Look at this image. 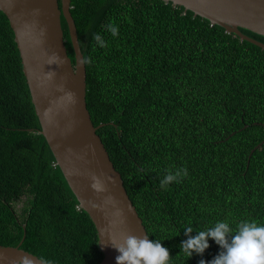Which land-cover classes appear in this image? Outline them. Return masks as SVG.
<instances>
[{
  "label": "trees",
  "instance_id": "16d2710c",
  "mask_svg": "<svg viewBox=\"0 0 264 264\" xmlns=\"http://www.w3.org/2000/svg\"><path fill=\"white\" fill-rule=\"evenodd\" d=\"M70 13L81 54L92 60L84 64L91 121L104 124L96 133L170 264L210 262L222 251L209 239L203 255L177 256L189 223L192 236L218 221L233 232L244 220L264 225V143L249 157L264 140V50L161 0H71ZM61 27L74 64L63 17ZM39 132L0 11V246L23 239L20 249L53 264H99L96 229ZM183 167L181 182L160 187L168 170Z\"/></svg>",
  "mask_w": 264,
  "mask_h": 264
},
{
  "label": "water",
  "instance_id": "95a60500",
  "mask_svg": "<svg viewBox=\"0 0 264 264\" xmlns=\"http://www.w3.org/2000/svg\"><path fill=\"white\" fill-rule=\"evenodd\" d=\"M161 1L183 7L194 16L264 50V43L240 31L245 29L264 37V0ZM70 3L71 0H0V11L6 16L14 35L31 103L39 121V133L80 208L88 214L96 229L98 249L103 255L99 264H116L119 253L111 246L109 235L122 242L124 235L142 238L147 233L127 195L120 173L96 133L104 124L95 127L87 110L86 70L85 65L80 64L83 56ZM61 17L67 24L74 64L67 55ZM263 143L264 140L255 146L249 157ZM93 174L104 180L107 191L96 194L91 189ZM106 177H111L115 183L108 182ZM107 196L114 197L115 207L103 204ZM86 200H93L100 207H88L83 203ZM117 208L123 211V217L113 215ZM22 241L17 247L0 246V264H15L25 255L37 258L20 249Z\"/></svg>",
  "mask_w": 264,
  "mask_h": 264
},
{
  "label": "clouds",
  "instance_id": "9594fccd",
  "mask_svg": "<svg viewBox=\"0 0 264 264\" xmlns=\"http://www.w3.org/2000/svg\"><path fill=\"white\" fill-rule=\"evenodd\" d=\"M108 31L112 36H118L119 28L114 23H109ZM94 40L98 42L100 47L106 44L99 34L94 36ZM90 57H82L80 64H91ZM188 175L187 168L170 169L161 179L160 187L167 188L172 183H179ZM91 189L100 194L107 191L104 180L91 175ZM110 183H115L111 177H106ZM91 208H98L93 200L83 202ZM105 206L112 205L115 207L116 201L114 197L107 196L104 199ZM116 218L123 217V211L116 209L113 213ZM122 222V221H121ZM193 228L191 224L184 229L187 240L180 245V253L186 259H190L193 253L203 255L209 248L208 240L212 239L222 249V251L210 262L200 260L199 264H264V225L258 224L257 221H241L236 225V229L230 227L227 221H218L213 227L205 230L196 231V235L192 236ZM110 243L119 255L116 257V264H170L169 250L162 245V241H151L148 236L137 237L131 234L124 235L122 242H117L109 235ZM15 264H53V261L40 256L33 259L32 256H22Z\"/></svg>",
  "mask_w": 264,
  "mask_h": 264
},
{
  "label": "rangeland",
  "instance_id": "374dc122",
  "mask_svg": "<svg viewBox=\"0 0 264 264\" xmlns=\"http://www.w3.org/2000/svg\"><path fill=\"white\" fill-rule=\"evenodd\" d=\"M24 198H22V201H20L19 203H17V205L15 206V208L20 211L24 205Z\"/></svg>",
  "mask_w": 264,
  "mask_h": 264
}]
</instances>
